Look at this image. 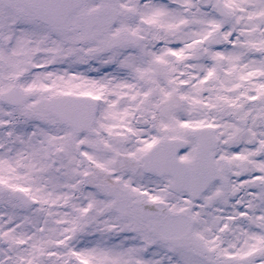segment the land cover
Returning a JSON list of instances; mask_svg holds the SVG:
<instances>
[{"label":"snow or ice","instance_id":"snow-or-ice-1","mask_svg":"<svg viewBox=\"0 0 264 264\" xmlns=\"http://www.w3.org/2000/svg\"><path fill=\"white\" fill-rule=\"evenodd\" d=\"M0 264H264V0H0Z\"/></svg>","mask_w":264,"mask_h":264}]
</instances>
